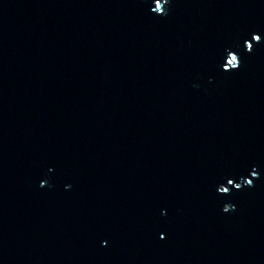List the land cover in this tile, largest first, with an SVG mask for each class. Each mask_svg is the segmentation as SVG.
Returning <instances> with one entry per match:
<instances>
[{
    "label": "water",
    "instance_id": "95a60500",
    "mask_svg": "<svg viewBox=\"0 0 264 264\" xmlns=\"http://www.w3.org/2000/svg\"><path fill=\"white\" fill-rule=\"evenodd\" d=\"M0 264H264V0H0Z\"/></svg>",
    "mask_w": 264,
    "mask_h": 264
}]
</instances>
